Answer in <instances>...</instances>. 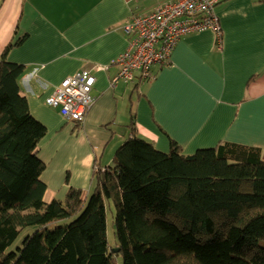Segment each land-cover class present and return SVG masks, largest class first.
Here are the masks:
<instances>
[{
	"label": "crops",
	"instance_id": "crops-1",
	"mask_svg": "<svg viewBox=\"0 0 264 264\" xmlns=\"http://www.w3.org/2000/svg\"><path fill=\"white\" fill-rule=\"evenodd\" d=\"M170 0H0V57L23 66L17 83L29 112L46 127L38 156L44 202L64 200L68 188L88 196L93 172L112 164L134 134L184 156L218 144L259 148L264 157V0H221L215 7L222 42L210 31L174 46L169 62L112 85L126 49L123 26ZM87 70L95 77L81 124L45 105L59 83Z\"/></svg>",
	"mask_w": 264,
	"mask_h": 264
},
{
	"label": "trees",
	"instance_id": "trees-1",
	"mask_svg": "<svg viewBox=\"0 0 264 264\" xmlns=\"http://www.w3.org/2000/svg\"><path fill=\"white\" fill-rule=\"evenodd\" d=\"M0 57V264H264V157L259 148L218 144L184 156L134 134L112 164L93 172L86 196L68 188L44 202L46 127L17 83L23 66ZM114 211L115 250L105 203ZM32 232L16 251L19 233Z\"/></svg>",
	"mask_w": 264,
	"mask_h": 264
},
{
	"label": "built area",
	"instance_id": "built-area-1",
	"mask_svg": "<svg viewBox=\"0 0 264 264\" xmlns=\"http://www.w3.org/2000/svg\"><path fill=\"white\" fill-rule=\"evenodd\" d=\"M221 0H170L160 4L145 16H133L123 26L128 36L126 49L115 59L119 66L112 85L132 81L137 74L141 80L152 78V67L165 65L176 43L190 34L210 31L222 42L219 18L215 12ZM95 77L81 70L62 80L45 105L59 110L68 122L81 124L91 105Z\"/></svg>",
	"mask_w": 264,
	"mask_h": 264
},
{
	"label": "rangeland",
	"instance_id": "rangeland-1",
	"mask_svg": "<svg viewBox=\"0 0 264 264\" xmlns=\"http://www.w3.org/2000/svg\"><path fill=\"white\" fill-rule=\"evenodd\" d=\"M46 165V164H45ZM63 201V200H62ZM105 216H106V238L108 245L112 247V250H115L114 245H115V236H114V223H113V218H114V211H113V206L109 203H105ZM32 228H26L23 229L14 243L11 245V247L8 248L9 251H16L17 247H20L21 241L32 232ZM116 264H121V258L118 256L116 259Z\"/></svg>",
	"mask_w": 264,
	"mask_h": 264
}]
</instances>
